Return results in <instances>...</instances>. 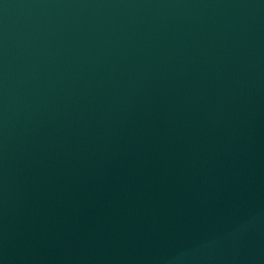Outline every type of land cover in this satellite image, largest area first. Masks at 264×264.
I'll return each instance as SVG.
<instances>
[{
	"label": "water",
	"instance_id": "1",
	"mask_svg": "<svg viewBox=\"0 0 264 264\" xmlns=\"http://www.w3.org/2000/svg\"><path fill=\"white\" fill-rule=\"evenodd\" d=\"M264 140V0H0V264H47Z\"/></svg>",
	"mask_w": 264,
	"mask_h": 264
}]
</instances>
